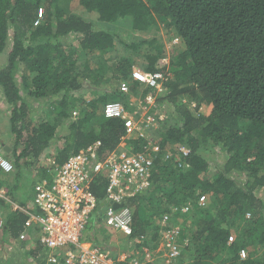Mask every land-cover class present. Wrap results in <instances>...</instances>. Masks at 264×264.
<instances>
[{
  "label": "trees",
  "instance_id": "16d2710c",
  "mask_svg": "<svg viewBox=\"0 0 264 264\" xmlns=\"http://www.w3.org/2000/svg\"><path fill=\"white\" fill-rule=\"evenodd\" d=\"M75 1L84 17L67 14L64 0H0V54L8 49L0 68V94L12 135L10 151L4 152L8 159L3 158L13 168L0 170V177L8 176L0 178V188L7 189L10 201L0 198L4 243L19 237L27 219L10 203L28 208L34 186L52 179L45 158L61 166L96 141L100 158L118 148L125 119L105 118L101 108L119 102L133 113L129 99L140 85L131 79L132 52L146 43L156 53L140 68L162 72L166 91L157 102L169 111L158 121L160 150L150 186L128 200L132 238L145 236L142 246L154 250L160 239L158 219L172 206L188 205L187 213L172 216L181 223L176 264H264V197L257 196L264 188V0ZM118 20L128 22L127 40L120 27H109ZM159 24L183 45L162 69L156 63L163 47L155 40L134 42L131 34ZM109 54L116 56L112 66L105 59ZM112 81L117 88H108ZM121 83L129 85V93L119 90ZM81 90L99 94L86 100L77 95ZM151 92L141 90V104ZM40 101L48 105L47 117L36 120L31 111ZM145 143L134 135L125 148L140 152ZM175 144L188 147L189 154H176ZM216 158L220 166L214 165ZM28 180H35L30 193L24 189ZM106 186L102 175L93 180L97 200L104 198ZM201 195L208 197L204 206H198ZM95 229L89 222L80 242L98 244ZM73 248L52 254L62 262Z\"/></svg>",
  "mask_w": 264,
  "mask_h": 264
},
{
  "label": "built area",
  "instance_id": "2783aa9c",
  "mask_svg": "<svg viewBox=\"0 0 264 264\" xmlns=\"http://www.w3.org/2000/svg\"><path fill=\"white\" fill-rule=\"evenodd\" d=\"M38 15H42V9L38 10ZM39 20H36L35 24ZM174 41H177L175 39ZM132 78L137 83L155 88L161 91V81L163 74L157 72H144L140 70L132 71ZM120 90L128 92V87L122 84ZM147 103H151V98L147 97ZM101 113L105 118H124L125 135L117 149L107 153L104 157H99L100 142L96 141L87 146L78 154L70 156L61 166H55L51 160V181L46 179L38 182L33 189V196L28 208H22L17 204L10 203L13 211H21L27 215L24 229L31 225H36L39 229L38 241L40 245L48 250H56L74 246L66 252L64 259L51 255L48 258L51 264H152L156 254H161L162 249L167 250L169 258L173 259L179 255L178 236L180 226L172 222L171 216L176 213H187L190 206L181 208L172 206L170 213H166L160 219L159 244L160 250L149 253L148 248L142 246L143 235L135 239L136 245H141V254L137 256L123 255L118 259H113L108 251L98 246H83L80 242L82 234L86 230L89 222L94 224L101 220V223L125 237L133 235V207L128 200L135 194L145 192L150 186L149 175L154 164L156 154L160 148L150 137L151 127L159 125L155 114L149 113L146 108L137 109L133 113H128L119 102H108L101 108ZM137 116V118L135 117ZM161 120L162 117H159ZM137 135L145 139L146 143L140 152H128L126 142L129 138ZM176 154L186 156L189 149L182 145L173 147ZM166 158L168 154L166 153ZM12 165L0 154V170L3 173H10ZM102 175L107 180L105 196L101 200L91 192L93 180ZM7 189L0 188V198L6 199ZM206 196L198 198V206H204ZM99 203L103 208L99 207ZM118 204V207H114ZM98 210H101L98 212ZM247 217L249 214H246ZM4 216L0 208V231L4 229ZM19 240L27 239L26 232L19 234ZM141 242V244H140ZM162 256V254H161ZM240 256L245 257V252L241 250ZM166 257V256H164Z\"/></svg>",
  "mask_w": 264,
  "mask_h": 264
},
{
  "label": "rangeland",
  "instance_id": "374dc122",
  "mask_svg": "<svg viewBox=\"0 0 264 264\" xmlns=\"http://www.w3.org/2000/svg\"><path fill=\"white\" fill-rule=\"evenodd\" d=\"M63 7L67 8L66 13L67 14H74L77 16H82L84 17V12L83 10L78 6V3L75 0H64L63 2ZM86 16V15H85ZM109 27L112 28H119L121 29L124 33L121 34V38L124 40H127V32L129 31V25L128 22L125 20H118L117 22H114V24H111ZM132 37H133V41L134 42H139L142 40H155L157 44H160L161 47H163V55L161 56V58L157 61L156 66L159 68L160 66H168V61H169V57L172 56V52L175 50H179L182 48L181 46V42H177L174 43L173 40L176 39L174 38L175 36H173L172 32L170 31V29H167L164 24H159L157 26V28L153 27L151 28L148 32H134L132 31ZM66 42L68 43H72L73 46L75 45V41L72 38H68L65 39ZM8 50V49H7ZM7 50H5L2 54H0V68L4 65H6V57H7ZM138 51V52H137ZM136 54L134 53V51L132 52V57L134 58L135 61V65L133 66V69L138 68L141 69L139 67H141V64H145L146 63V57L150 54H155L156 53V48L154 47L153 49L150 48L146 43L144 45H140L139 49L137 50ZM116 56H114L113 54H109L105 56V59H107L108 61V65L112 66V63H114V61ZM92 67L94 65H91ZM142 70V69H141ZM109 75L111 76V72L109 73ZM118 84H115L113 81L108 84L107 86H109L108 88H117ZM105 86L104 87H100V93L103 92ZM143 89V86L139 87V93L137 92V95H132L130 96L129 101L131 102V106L134 108V110L137 109H142V107H145V104H141L142 102L140 101V92ZM165 90H163L164 93ZM82 95L84 96V98L86 100H91L94 97H97V92H90V91H78L77 95ZM34 105V109H32L31 114L36 118V120L38 119V117L41 118H46V111H47V107L48 105H42L41 101L33 104ZM156 106L154 107V109L156 110L154 113H162V115L167 114L169 111V109H167V105L165 106L163 103H156ZM193 109V107H191ZM8 117H9V113H8V109L5 108V105L2 101V95L0 94V142H2V145L0 147V154L4 157L7 158L6 155L4 154L5 151H10V147L12 145L11 142V132L9 129V121H8ZM156 127H151L150 131H149V135L151 138H154L155 140L157 139V134H156ZM171 148V147H170ZM50 153H48L49 155ZM47 155V156H48ZM219 156V155H218ZM50 157V156H49ZM47 157V158H49ZM215 157V156H214ZM213 157V158H214ZM8 159V158H7ZM46 159V158H45ZM214 165L217 164V166H220V160L218 161L217 158L216 160H213ZM44 164H48V160L47 162L44 160ZM216 166V167H217ZM2 180H4L5 178H8L7 174H2V176L0 177ZM35 180L32 181H24L25 182V186L24 189H28V193H30L31 191V187L33 185ZM19 195V194H18ZM32 195V193H31ZM206 196V195H205ZM257 196L259 197H264V188L261 189L258 193ZM30 202L32 200V196H30L29 198ZM29 202V203H30ZM208 203V197L206 196V201L205 204ZM204 204V205H205ZM247 217V216H246ZM173 219V223L174 224H178L180 225L181 223H178L179 219L172 218ZM157 224L158 221H157ZM185 227H187L188 225H183ZM99 231L101 232L102 228L101 226H98ZM108 234V232H106ZM103 243L106 245L107 248H110L111 246L115 245L117 243V245L115 246V251L118 252V256L121 257L123 254H126L124 251V247L127 245V239H125V237L122 236H117V238L115 239L114 236L112 234H109L107 239H100V243ZM99 242V241H98ZM130 242V241H129ZM187 243V242H185ZM141 244V242H140ZM180 245V244H179ZM161 248V244H158L154 250L148 248V252L149 253H155L157 252V250H160ZM142 250H137L135 251V254H141ZM162 256H158L156 254V258L154 261V264H167V262H170L171 264H174L173 262L175 261V259H169V256L167 255V250L164 248L161 251ZM166 256V257H164ZM165 258V259H163ZM166 262V263H165ZM176 264V263H175Z\"/></svg>",
  "mask_w": 264,
  "mask_h": 264
},
{
  "label": "crops",
  "instance_id": "0c3cea01",
  "mask_svg": "<svg viewBox=\"0 0 264 264\" xmlns=\"http://www.w3.org/2000/svg\"><path fill=\"white\" fill-rule=\"evenodd\" d=\"M47 160L51 159H45L46 162ZM99 207L101 209L103 208L101 203H99ZM100 211L101 210H98V212ZM25 222L23 223V228L21 231H25L27 235V239L24 241H20L19 238H16L14 241L9 240L8 242L4 243L5 241L3 240V231H0V264H51L49 263L48 258L53 255V250H48L44 246L40 245L37 237L39 235V229L36 225H31L28 227V229H24ZM106 231L108 234H112L115 239L119 235L122 236L119 232L113 230L106 229ZM81 243L83 246H89L91 244V242L87 241ZM96 245H100V243ZM116 245L117 243L111 247L114 249Z\"/></svg>",
  "mask_w": 264,
  "mask_h": 264
},
{
  "label": "clouds",
  "instance_id": "9594fccd",
  "mask_svg": "<svg viewBox=\"0 0 264 264\" xmlns=\"http://www.w3.org/2000/svg\"><path fill=\"white\" fill-rule=\"evenodd\" d=\"M174 38H176L177 39V41H174L173 40V42L174 43H179V42H181L180 41V39L178 38V37H174ZM181 46H182V48H183V45L181 44ZM181 48V49H182ZM168 63H169V61H168ZM157 64V63H156ZM165 66H160L159 67V69H162V68H164ZM158 68V67H157ZM135 69H137V70H140V71H144V70H141V69H138V68H135ZM135 69H133L132 68V71L133 70H135ZM144 72H146V71H144ZM161 72V71H160ZM153 73V72H152ZM131 79H132V81H134V82H136L135 80H133V78H132V72H131ZM137 83V82H136ZM122 84H125V83H121L119 86H118V88H119V90H120V87H121V85ZM139 84V83H138ZM127 87H128V92H126V93H129V85L128 84H125ZM140 86H143V88L145 87V88H150V87H147V86H144V85H141V84H139ZM153 89V93L151 92L149 95H148V97H150L151 98V103H147V101H145V107H142V108H146L147 110H148V112L149 113H152V114H155L154 112L156 111L155 109H154V107L156 106L155 104L157 103V98H159L160 96H164V93H165V87H163L162 86V84H161V91H158L157 89H155V88H152ZM163 90H165L164 91V93H163ZM121 91V90H120ZM122 92V91H121ZM122 93H124V92H122ZM147 99V98H146ZM183 102H185V101H183ZM189 107H193V108H195V104H193V103H190V105H189ZM151 109H153V111H151ZM135 111V110H134ZM133 111V112H134ZM128 112V111H127ZM129 113V112H128ZM156 116V118H157V120H160L159 119V117H162V119L164 118V116L165 115H162V113H157V114H155ZM159 124V123H158ZM158 126L159 125H157V127L155 128V129H157L158 128ZM154 141H155V139L154 138H152ZM155 143H157V142H155ZM159 145V144H158ZM176 145H182V144H175L174 146H176ZM182 146H184V145H182ZM186 147V146H185ZM187 149H189L188 147H186ZM189 151H190V149H189ZM164 215V214H163ZM247 216V215H246ZM162 218V217H161ZM160 218V219H161ZM171 218H173L172 216H171ZM247 218H249V216L247 217ZM173 220V219H172ZM100 222V223H99ZM158 223H160V220L158 219ZM176 225H178V224H176ZM98 226H101V228H102V230H101V232L99 231V228H98ZM178 226H180V225H178ZM159 227H160V225H159ZM95 230H98V235H99V238L100 239H104V238H101L102 237V235H104L105 236V240L107 239V237H108V235L109 234H107L106 232V229L107 230H112V229H110V228H107V227H105L102 223H101V220H98V223H96L95 224ZM114 231V230H113ZM180 232H181V226H180ZM121 234V233H120ZM122 235V234H121ZM179 235H180V233H179ZM123 237H125L124 235H122ZM139 237V236H138ZM137 238V237H136ZM136 238H132V236H130V237H125V239H127V245L124 247V249H125V253L126 254H123V255H129V256H137V254H135V251H137V250H140V246L141 245H136V243L134 242L135 241V239ZM130 241V242H129ZM100 243V242H99ZM82 244V243H81ZM159 244V243H158ZM157 244V245H158ZM101 245V246H100ZM100 245H96V244H90L89 246H98V247H100L101 249H103V250H105V251H108L109 252V255L115 260V259H118V258H120L119 256H118V252L117 251H115V248L113 249L112 247H110V248H107L106 247V245L103 243V241H102V243H100ZM178 246H179V254H180V251H181V246L179 245V236H178ZM122 255V256H123ZM159 256H161V254L159 253L158 254ZM179 256V255H178ZM178 256L177 257H175L174 259H175V261L177 260V258H178ZM163 259H165V258H163ZM169 259H171V258H169ZM166 260V259H165ZM175 261L173 262L174 264H175ZM171 262V261H170ZM168 263L167 262V264H171V263ZM118 264L119 263H124V262H121V261H119V262H117ZM166 263V262H165ZM152 264H154V261H153V263Z\"/></svg>",
  "mask_w": 264,
  "mask_h": 264
},
{
  "label": "water",
  "instance_id": "95a60500",
  "mask_svg": "<svg viewBox=\"0 0 264 264\" xmlns=\"http://www.w3.org/2000/svg\"><path fill=\"white\" fill-rule=\"evenodd\" d=\"M119 205L118 204H114V207H118Z\"/></svg>",
  "mask_w": 264,
  "mask_h": 264
},
{
  "label": "flooded vegetation",
  "instance_id": "af4514ba",
  "mask_svg": "<svg viewBox=\"0 0 264 264\" xmlns=\"http://www.w3.org/2000/svg\"><path fill=\"white\" fill-rule=\"evenodd\" d=\"M133 138V137H132Z\"/></svg>",
  "mask_w": 264,
  "mask_h": 264
}]
</instances>
